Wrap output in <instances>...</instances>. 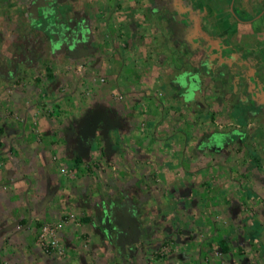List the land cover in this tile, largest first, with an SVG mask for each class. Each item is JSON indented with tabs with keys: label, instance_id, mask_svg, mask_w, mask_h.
Segmentation results:
<instances>
[{
	"label": "crops",
	"instance_id": "0c3cea01",
	"mask_svg": "<svg viewBox=\"0 0 264 264\" xmlns=\"http://www.w3.org/2000/svg\"><path fill=\"white\" fill-rule=\"evenodd\" d=\"M90 2L105 5L109 11L107 19L117 17L136 23L131 28L132 39L141 38L144 33L142 22L152 25L156 15L161 17L162 38L152 39L150 46L136 50L141 59L146 54L152 56L138 66L140 72L135 68L148 95H153L155 88L151 84L157 82L166 86V96H177L187 108L192 102L195 104V96L204 97L205 102L212 101L209 109L225 106L229 110L226 115L235 116L243 108L242 115L259 118L263 125L240 130L244 138L238 134L239 140L231 141L226 140L230 132L212 129L206 141L165 143L158 152L151 139L124 141L116 125L108 128L112 132V141H108L106 124H92L101 112L98 108L85 106L70 111L69 116L67 112L61 114L69 119L62 124L40 126L42 134L51 135L48 140L34 138L19 149L9 143L4 147L9 158L2 163L15 166L18 157L21 164L19 177L7 181L25 190L19 200L27 207L18 213L28 226L33 220L58 219L70 211L82 215L83 221L60 232L68 247L66 258L47 255L36 243L35 235L17 224L16 215H11L14 194L0 188V264H204L207 256L214 264H223V260L226 264H264L260 218L243 220V226H231L227 232L221 226V238L212 244L226 241L229 249L223 260L206 247L201 252L202 238L193 232L213 226L203 224L202 214L206 211L232 214L244 210L238 196L246 202V209L255 211L258 217L264 215V175L257 171L264 165V0H69L63 11L71 22L82 21L80 29L93 8L82 12L79 9V14L75 8ZM62 28H67L64 23ZM145 34L154 38L155 30L150 24ZM42 36L43 32L38 37ZM150 51L152 55L148 54ZM155 52L159 54L156 65L149 61ZM130 122L127 127L134 133L137 121ZM122 123L118 119L119 127ZM127 127L121 128L128 131ZM16 129L22 139L33 133L28 124L11 131ZM247 138H256L258 148L248 152V172L234 173L235 160L231 162L228 157L230 144ZM171 145L181 150L197 147L199 152L210 149L211 157L199 158L196 152L192 163L185 158L187 152L182 151L181 156L171 160L167 151ZM155 154L163 156L164 168L169 166L162 192L151 175L150 163ZM112 161L117 171L110 169ZM63 167L73 171L65 173ZM219 167L222 172L225 168L227 171L207 195L209 199H205L201 183L208 180L207 173L216 172ZM255 230H259L257 236ZM212 231L211 227L210 234ZM171 234L181 248L161 260L153 255L152 246ZM256 241L263 243L258 254L243 255L235 248Z\"/></svg>",
	"mask_w": 264,
	"mask_h": 264
},
{
	"label": "rangeland",
	"instance_id": "374dc122",
	"mask_svg": "<svg viewBox=\"0 0 264 264\" xmlns=\"http://www.w3.org/2000/svg\"><path fill=\"white\" fill-rule=\"evenodd\" d=\"M50 1L53 5L55 3L61 5L56 13L51 12L47 16L39 10L44 7L46 0H0V188L14 194L9 208L12 211L11 215H16L17 224H20L22 228L27 227L32 236L35 235L36 243L44 253L58 256V258H66L68 247L60 232L66 226L81 223L83 216L70 211L65 212L58 219L33 220L28 226L26 219L19 216L18 213L27 207L25 202L22 203L19 200L25 190L19 189L13 185V182L7 181H14L19 177L17 171L21 164L18 163V157H15V166L2 163L4 158H9V154L4 148L9 143L16 145L19 149L29 142L28 140H31L30 142L35 141L34 138L37 141H46L51 135L42 134L40 126L62 124L69 119L67 116L73 110L85 106L91 109L98 108L101 111L95 116L96 119L92 121V124L97 127L106 124L107 133L105 135L108 141H112V132L108 128L116 125V131L121 134L124 141H147L151 139L154 145L158 147L155 150L158 152L160 151L159 146H164L165 143L177 144L179 141H188L196 144L203 140L206 141L210 139V130L212 129L226 130L230 132L228 133L230 136L234 134L241 136L240 130L263 125V121L261 122L259 118L247 117L246 121L242 122L237 116L226 115L229 110L225 106L222 109L214 105L209 109V106L213 105L212 101L205 102L204 97L195 96V104L192 102V106L187 108L188 106H185L182 99H177V96H166V86L156 84L157 82L151 84L152 88H155L153 95L146 93V86L140 84L137 70H141L138 66L152 56L146 57L147 54L144 53L146 55L143 54L144 57L141 59V56H136V50H140L139 48L142 46H150L152 39L162 38L163 25L159 24H163L161 17L156 15V22H153L152 25L148 22H142L144 33L141 34V38L132 39L130 37L131 28L136 23L130 20L122 21L117 17L107 19L109 11L105 5H92L91 2L88 5L87 3L77 5L76 14H79L77 12L79 9L82 12V9L90 6L93 8L87 14V20L83 21L84 28L80 29L79 25L82 21L80 24L75 21L71 22L68 19L69 14L63 11L69 0ZM32 17L34 18L31 19ZM62 23L67 28L61 30L60 33L59 25ZM149 24L155 30L154 38L147 37L145 34ZM53 29L56 30L53 31ZM78 29L80 31L76 34ZM35 30H39V32L36 33ZM138 30L141 28L139 27ZM41 32H43V36L40 38L38 36ZM150 53L153 54L151 51L148 52V54ZM158 56V53L155 54L154 59L149 61L156 65L159 63ZM48 69L53 74L52 78L49 76ZM142 72L146 74L145 69ZM120 75L122 77L127 76V78H122ZM66 112L67 116H61ZM118 119L123 120L120 127L117 124ZM132 120L137 121L134 133L128 128ZM23 124L31 126L33 133L26 134V138L22 139L18 129L14 132L11 130ZM124 126H128V131L122 129H125ZM237 136L235 139L239 140L240 137L237 138ZM243 138L244 136L240 139ZM249 141L252 142L249 143ZM171 147L167 149L171 160L181 156L179 152L186 151L185 158L192 162L194 153L199 152L197 147L188 150L178 149L176 145H171ZM257 148L258 141L256 138L251 140L247 138L241 143L230 144L228 157L231 162L235 160L233 162L234 173L236 171L248 172V169L245 168L250 156L248 152ZM128 151L130 156H134L131 149ZM211 151L210 149L201 150L199 158L211 157ZM162 158L161 154H155L153 162L150 163L152 178L158 185L160 192L166 189L167 184L164 177L169 170L167 169L169 166L164 168ZM225 166L227 167L226 164ZM109 167L113 172L117 171L114 161ZM71 170L69 167L62 168L65 173ZM222 171V168L219 167L218 171L207 173L208 180L201 183L205 199H209L207 195L221 182L220 180L224 177L227 169ZM257 171L260 175H264V165L262 164ZM237 199H239L244 210L241 209L232 212V214H218L214 211H206L202 214L205 216L203 224L210 226L213 223L211 226L213 233L210 234L211 227L205 229V226L196 231L193 230L197 237L202 238L201 252H204V247H206L208 251H216L214 257L218 256L223 260L226 251L221 245L212 244L217 241V238H221L219 233L222 230L220 229L221 226L227 232L231 226H237V228L243 226V220L249 218L252 220L255 217L260 218L261 228L259 227V229L262 233L261 236L264 237V215L258 217L259 214L255 211L246 209L247 204L243 201L242 196H238ZM59 222L62 227L57 230V237L62 245V250L46 252L41 242L43 228L46 225L58 224ZM216 231L217 233H215ZM262 244L256 241L250 246L243 247L240 245L239 247L235 246V248L240 254L252 255L258 254L259 250L263 249ZM87 245L88 242H85L84 246ZM180 248L181 243L171 234L170 238L161 240L156 246L153 245L152 253L162 260L167 255L177 253ZM207 257H205L207 262L204 261V264L209 262L214 264V261H210ZM252 262L247 264H253ZM222 263L226 264L225 260ZM242 263L239 262V264Z\"/></svg>",
	"mask_w": 264,
	"mask_h": 264
},
{
	"label": "built area",
	"instance_id": "2783aa9c",
	"mask_svg": "<svg viewBox=\"0 0 264 264\" xmlns=\"http://www.w3.org/2000/svg\"><path fill=\"white\" fill-rule=\"evenodd\" d=\"M62 227V224L59 222L58 224H49L44 226L43 232L41 234L42 238V247L46 252L52 251H61L62 245L59 242L57 237V230Z\"/></svg>",
	"mask_w": 264,
	"mask_h": 264
},
{
	"label": "trees",
	"instance_id": "16d2710c",
	"mask_svg": "<svg viewBox=\"0 0 264 264\" xmlns=\"http://www.w3.org/2000/svg\"><path fill=\"white\" fill-rule=\"evenodd\" d=\"M53 1H55V0H53ZM40 10V12H43V14H45V15H47V16H49V14L51 13V12H53V13H56L58 10H59V6H57V4H55V5H53V3L50 1V0H46V2H45V4H44V7L43 8H41V9H39ZM34 18V17H33ZM32 18V19H33ZM54 30H56V29H53V31ZM59 32L61 33V30H64L63 28H62V24H60L59 25ZM58 32V35H60V33ZM48 71H49V76L52 78L53 77V74L51 73V70H49L48 69ZM239 109V108H238ZM237 112H239L238 114L237 113H235V116H237V117H239L240 119H241V121L242 122H245L246 121V119H247V117H245L244 115H242V113H243V108H241V109H239ZM237 135L236 134H234V135H227L226 134V140H228V141H231V140H234L235 139V137H236ZM259 234V230H255V233H254V235H258ZM220 245H221V247L224 249V251H228V246H227V243H226V241L225 240H223L221 243H220Z\"/></svg>",
	"mask_w": 264,
	"mask_h": 264
}]
</instances>
